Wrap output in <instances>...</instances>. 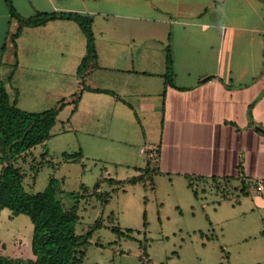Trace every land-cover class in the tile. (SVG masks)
<instances>
[{
    "label": "crops",
    "instance_id": "0c3cea01",
    "mask_svg": "<svg viewBox=\"0 0 264 264\" xmlns=\"http://www.w3.org/2000/svg\"><path fill=\"white\" fill-rule=\"evenodd\" d=\"M12 1L24 17L77 12L93 18L98 67L83 84L77 70L87 39L80 24L57 18L26 26L16 50L12 34L19 22L0 0V79L17 94L18 106L43 111L81 93L75 111L74 103L61 110L71 112L62 135L75 132L67 153L81 151L83 161L95 150L116 151L123 155L117 163L135 166L134 176L149 169L153 189L154 178L165 180L170 189L190 190L195 200L199 186L205 192L232 185L245 198L252 188L251 210H264V0ZM168 46L174 84L165 78ZM53 134L39 145L47 146ZM59 145L24 155L30 191L39 184L44 189L52 175L59 178L62 162L50 158L52 151H68ZM148 146L158 150L154 166ZM14 217L1 210L0 226Z\"/></svg>",
    "mask_w": 264,
    "mask_h": 264
},
{
    "label": "rangeland",
    "instance_id": "374dc122",
    "mask_svg": "<svg viewBox=\"0 0 264 264\" xmlns=\"http://www.w3.org/2000/svg\"><path fill=\"white\" fill-rule=\"evenodd\" d=\"M70 114L69 108L60 112L53 140L47 146L59 142L68 150L65 152L74 150V130L67 135L61 133L70 128ZM78 135L83 140L82 134ZM63 137L66 140L62 143ZM47 146H37L35 155ZM90 154L83 161L64 163L62 153L52 151L50 158L58 165L62 162L58 177L65 190L77 194L83 184L93 190L101 176L126 180L136 174L135 166L116 162L123 157L116 151L95 150ZM146 158L140 157L139 162L144 164ZM155 162L154 158L152 166ZM42 173L47 176L48 168ZM154 181L155 189L148 178L120 185L104 180L100 191L108 195V200L97 195L81 198L77 232L85 233L97 220L102 222L87 244L83 264H264V210H251L254 189L250 188V198H245L232 185L207 186L205 192L199 186L195 200L190 190L180 192L179 188L170 189L165 180ZM42 186L39 184L37 190ZM13 216L14 220L2 224L0 245L9 256H15L12 250L18 249L26 258L31 255L33 226L27 215Z\"/></svg>",
    "mask_w": 264,
    "mask_h": 264
},
{
    "label": "trees",
    "instance_id": "16d2710c",
    "mask_svg": "<svg viewBox=\"0 0 264 264\" xmlns=\"http://www.w3.org/2000/svg\"><path fill=\"white\" fill-rule=\"evenodd\" d=\"M6 2L10 14L19 22L17 31L12 34L16 50V38L26 26L42 25L57 18L73 19L80 24L86 35L87 52L79 63L77 73L85 84L86 76L98 67L93 18L77 12H39L33 16L24 17L16 10L12 0H6ZM173 64L172 53L168 46L165 78L166 82L171 84H174ZM14 71L15 68L11 71L10 78ZM84 89L108 91L87 85H84ZM80 98L81 93H77L70 100L61 99L52 108L28 111L18 106L17 94L12 95L6 82L0 79V211L9 210L13 215L25 214L29 216L33 226L29 239L31 255L23 258L24 256L18 253V249H13L15 256H9L2 249L3 245H0V264H83L87 244L102 222L97 220L85 233L77 232L81 198L97 195L108 200V195L100 191L104 180L109 181L111 185H120L122 183L136 184L149 178V169L126 180L101 176L93 190L83 184L81 191L76 194L75 191L65 190L60 179L52 175L44 189L30 191L27 188L24 155L51 137L60 111L68 103H74L73 111H75ZM63 158L74 162L81 161L83 153L81 151L65 152ZM195 194H198L197 190ZM144 224H147L146 213ZM114 230L119 229L114 227ZM1 240L0 237V243Z\"/></svg>",
    "mask_w": 264,
    "mask_h": 264
},
{
    "label": "built area",
    "instance_id": "2783aa9c",
    "mask_svg": "<svg viewBox=\"0 0 264 264\" xmlns=\"http://www.w3.org/2000/svg\"><path fill=\"white\" fill-rule=\"evenodd\" d=\"M146 152V154L148 155V157L150 158H156L158 156V150L157 148L154 147H147V149L144 150ZM258 190H262L263 186L262 185H258Z\"/></svg>",
    "mask_w": 264,
    "mask_h": 264
}]
</instances>
